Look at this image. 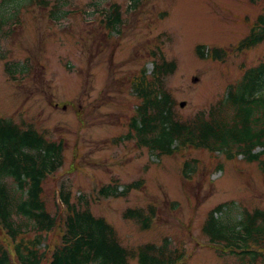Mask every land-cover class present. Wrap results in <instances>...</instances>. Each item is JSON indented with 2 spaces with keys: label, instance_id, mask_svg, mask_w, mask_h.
Here are the masks:
<instances>
[{
  "label": "rangeland",
  "instance_id": "1",
  "mask_svg": "<svg viewBox=\"0 0 264 264\" xmlns=\"http://www.w3.org/2000/svg\"><path fill=\"white\" fill-rule=\"evenodd\" d=\"M49 3L0 0V16H9L0 23V118L30 123L64 142L63 165L43 184L47 210L61 224L65 210L58 194L64 184L73 199L82 193L92 213L104 217L128 248L169 238L185 251L179 264H238L201 228L208 211L222 202L264 209V156L261 163H247L187 146L157 157L122 136L139 102L131 82L142 69L150 73L158 53L176 63L164 86L181 121L206 112L246 68L264 61V41L236 49L264 13V0H58L67 12L58 21L49 13L55 0ZM113 5L121 13L118 31L104 26ZM197 45L222 48L225 58H199ZM12 60L27 64L14 78L5 72ZM186 160H196L187 177ZM110 177L121 183L141 178L143 185L125 198L99 197L97 189ZM148 204L156 212L149 229L122 218L125 208ZM61 230L58 225L44 237L47 260ZM5 238L0 228V245L11 250ZM257 264H264V255Z\"/></svg>",
  "mask_w": 264,
  "mask_h": 264
},
{
  "label": "trees",
  "instance_id": "2",
  "mask_svg": "<svg viewBox=\"0 0 264 264\" xmlns=\"http://www.w3.org/2000/svg\"><path fill=\"white\" fill-rule=\"evenodd\" d=\"M31 1L43 7L50 4L49 0ZM132 1L136 4L138 0ZM60 5L55 0L49 9L54 21L67 14ZM103 17L107 29L118 31L122 23L118 5H113ZM8 18L0 16V23ZM263 41L264 13H261L236 49L243 51ZM195 52L199 58L210 55L212 59L223 60L226 51L217 47L206 51L204 45H197ZM151 62L150 73L147 75L146 68L142 69L131 82L139 102L122 139L134 140L136 146L145 147L157 157L190 146L223 154L226 159L241 156L247 163H261L264 61L246 68L237 82L227 86L224 97L206 112L199 111L184 121L175 117L171 94L164 86L165 78L176 68L175 61L166 60L158 53ZM26 67V62L12 60L5 63V72L14 78L16 72L22 74ZM63 160V140L48 138L30 123L0 118V228L11 241V250L0 245V264H130L131 259L137 264H179L184 259L185 251L174 246L169 238L133 248L122 245L113 226L104 217L92 213L85 196L81 193L73 199L64 184L58 194L65 210L59 224L57 216L47 210L43 184L63 165ZM195 162H184V176L194 171ZM142 185L141 178L121 183L118 178L110 177L109 182L99 186L97 195L105 199L125 198ZM233 203L222 202L210 209L203 220L202 232L211 244L221 246L224 253L220 254L234 257L238 264H257L264 255V209H238ZM155 215L151 204L127 207L122 212V218L135 221L141 230L150 228ZM58 225L62 228L60 243L47 260L49 248L46 244L43 249L44 237ZM42 243L44 246L40 247Z\"/></svg>",
  "mask_w": 264,
  "mask_h": 264
}]
</instances>
